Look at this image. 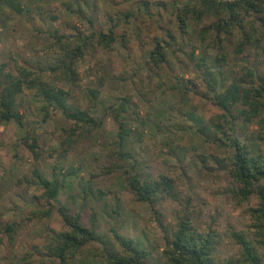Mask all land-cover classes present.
I'll return each instance as SVG.
<instances>
[{
    "label": "rangeland",
    "instance_id": "obj_1",
    "mask_svg": "<svg viewBox=\"0 0 264 264\" xmlns=\"http://www.w3.org/2000/svg\"><path fill=\"white\" fill-rule=\"evenodd\" d=\"M13 1L23 5L21 13ZM186 3L202 8L200 0H0V64L18 63L38 72L42 67L44 80L68 91L71 107L89 111L99 122L78 125L52 108L43 122L44 102L34 88L17 97L24 127L0 118V264H60L51 250L54 236L68 229L60 209L80 214L99 236L76 253L73 264L99 262L107 252L121 251L115 233L144 248L148 264H169L166 239L186 215L199 230H217L216 254L222 260L241 257L234 231L256 237L252 211L259 206L258 193L246 199L239 195L230 170L233 150L215 141L219 133L212 120L223 110L205 93L207 68L217 73L221 66L224 84L244 76L253 81L250 69L263 73L264 38L246 42L248 26L228 38L222 34L226 61L216 64L217 32L205 33L203 41L199 33L220 15L198 19L192 13L183 29L178 15H184ZM113 24L115 41L105 48L99 32ZM169 29L176 42L169 45L168 61L156 67L149 61L154 39L172 41ZM88 37L89 45L73 65L76 80L64 78L63 69L49 70V65L68 63L66 48ZM194 45L197 56L208 55L205 65L190 59ZM120 124L129 131L123 141ZM236 133L264 153V124H237ZM147 174L172 177L175 196L160 194L153 203L138 200L130 178L142 180ZM41 178L59 183L55 199L44 196ZM8 225L15 229L12 238ZM258 246L264 252V245Z\"/></svg>",
    "mask_w": 264,
    "mask_h": 264
},
{
    "label": "trees",
    "instance_id": "obj_2",
    "mask_svg": "<svg viewBox=\"0 0 264 264\" xmlns=\"http://www.w3.org/2000/svg\"><path fill=\"white\" fill-rule=\"evenodd\" d=\"M200 3L202 8H198L192 3H186L183 6L184 15L179 13L178 20L183 23L182 28L186 29V26L188 27L187 20L192 13L198 19L212 12L220 15L216 22L204 27L203 31L199 33L200 41H203L205 40V33H209L211 30L217 32L218 39L214 41L218 50L215 56L216 64L218 62L224 64L226 61L222 34H226L228 38L234 34L236 29H243L248 26L249 32L244 33L246 42L257 44L264 38V0H200ZM11 5L17 12L23 11L21 3L13 1ZM67 7L69 11L75 12L71 4H68ZM79 10L81 13L82 9ZM88 18L90 22H93L92 18ZM114 26L115 24L109 28L108 32H99L98 41L105 48H109L115 41ZM169 32L172 38L170 42L165 41L162 37L154 39V48L150 53L149 61H152L156 67L168 61L169 45L176 42L172 29H169ZM88 40H90L89 37L83 41L82 45L66 48L68 63L62 61L55 65H49V70L57 72L63 69L64 78L76 80L78 73L73 65L76 59L84 54L85 48L89 45ZM242 43L244 42L241 41L240 45ZM197 48V45L193 46L190 59L196 61L198 66L205 65L208 55L203 52L201 56H197L195 54ZM205 48L209 49L208 46ZM262 66L264 69V63ZM39 70L38 72L31 67L18 63L4 62L0 64V118L3 122L15 120L23 126V115L16 107L17 97L25 88H34L44 102L42 106L43 122L50 117V109L52 108L62 111L68 119L73 120L78 125L99 126L98 120L89 111L71 107L67 101L68 91L44 80L41 72L45 69L39 67ZM250 70L247 75L253 77V81L250 82L244 76L224 84L219 78L223 74L221 66H219L217 73L211 67L207 68L209 89L205 93V97L210 98L214 104L223 110V114L217 121L212 120L213 126L219 133L215 141L228 143L233 150L230 170L233 179L240 187L239 195L242 199H246L253 192L258 193L259 206L252 211L257 222L255 227L258 234L255 238H249L243 233L234 231L233 237L242 246L241 257L222 260L216 254L219 244L217 230L212 226L207 230H199L186 215L185 218L178 221L177 230L174 231L172 237L166 239L167 247L164 254L169 264H264V252L258 246L264 245V153L254 150L241 137L242 135L236 133L237 124L240 128L247 127L254 120L261 126L264 124V72L258 73L255 69ZM254 79H258L257 85H255ZM194 85L198 86L197 84ZM92 93L96 96L97 91L93 90ZM126 104L127 101L125 100L124 110ZM120 128L119 137L123 141L128 136L129 131L124 130L123 124H120ZM199 132L211 140L204 127H200ZM74 135L75 128H72L68 133V138H66L69 145L74 141ZM40 180L46 189L44 196L48 200L55 199L60 190L59 183L56 180L42 178ZM129 184L140 201L153 203L160 194L175 196L174 179L168 175L155 178L147 174L142 180L139 176H134L130 178ZM60 213L68 229L54 236V243L51 247L52 254L59 259L60 264H73L76 253L82 251L86 244L98 241L99 236L94 228L85 226L81 222L80 214H72L67 209H60ZM6 230L12 238V231L15 232V229L8 225ZM115 239L121 246V251H109L105 254V258L100 259L99 262L80 261V264H148L146 262L147 251L140 248L133 239L119 233H115Z\"/></svg>",
    "mask_w": 264,
    "mask_h": 264
}]
</instances>
